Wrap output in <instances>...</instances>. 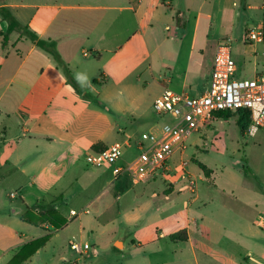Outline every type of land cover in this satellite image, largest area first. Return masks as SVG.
Wrapping results in <instances>:
<instances>
[{
	"label": "crops",
	"instance_id": "crops-1",
	"mask_svg": "<svg viewBox=\"0 0 264 264\" xmlns=\"http://www.w3.org/2000/svg\"><path fill=\"white\" fill-rule=\"evenodd\" d=\"M52 1L26 3L20 0H7L0 2V7H8L19 22L28 25L39 39L54 42L65 65L72 69L71 76L76 82V72L88 67L91 54L98 56L104 51L116 54L114 68H121L123 55H137L139 48L144 47L152 58L162 57L163 64L169 70L172 68L176 70L175 75H170L166 80H158L163 89L162 94L166 90H172L191 96L203 95L209 89L216 52L210 60H206L204 52L212 51L213 45L217 51L223 40L232 41L229 33L233 25L231 8L238 7L236 0H69L72 3L67 4ZM240 1L248 9H261L258 5H247V0ZM63 11H66L64 16ZM251 20L249 21L254 23L253 28L264 25V18L258 20L253 15ZM249 21L245 28L243 47L233 55L237 69L244 68L247 64L253 65L255 77L263 70L264 41L247 44L246 34L248 30L253 29L248 26ZM223 25L228 29V33L219 37L217 30ZM124 26H129L128 30L133 35L126 39L123 47ZM7 29V22L0 20V32L5 34ZM201 30L205 33L199 42ZM138 34L141 38L136 36ZM149 62L151 67L155 66L153 59ZM102 79L105 81L106 76ZM99 81L100 79L88 76L83 85L77 82L76 87L68 81L53 56L31 40L20 39L19 34L14 32L10 36L9 44L3 48L0 37V178L2 183L6 181L15 183V191L19 193L25 211L27 207L32 208L29 200L33 198L35 192L38 195L35 199L36 205H54L61 214L60 207L63 204L61 202L70 200L75 195L70 187H64L69 172L77 169L80 174L89 172L96 174L109 166L93 167L87 163V157H84L87 148L91 147L94 153L114 145L105 142L107 134L101 127L105 118L103 112L89 105L86 91L80 92L84 87L97 84ZM65 115H70L71 118L66 119ZM62 116H65L64 119ZM139 144L136 148L138 151L136 157L141 151ZM94 145H98L96 150L93 149ZM177 155L172 158L175 165L181 158L179 156L178 160L175 159ZM126 162L129 161L124 163ZM109 168L112 169V166ZM194 173L199 175V178L196 177L198 187L195 194L190 192L183 180H179L180 182L175 185L171 184L167 177L164 180L167 194L179 192L188 195L185 202L188 225L171 233L170 239L187 244L197 260L199 249L196 246L204 243L197 239L200 233L199 223L191 214L196 210L200 211L201 205L214 203L215 199L208 188L201 189V185L208 181L211 175H200L201 171ZM158 177L140 184L149 189L156 184ZM79 178H74L69 186L80 183ZM98 181L97 179L96 182ZM210 183L215 185V191L231 197L229 191L217 187L215 180ZM130 185L126 178L115 181L112 174V177L103 183V191L98 197L101 199L96 208L99 214L103 215L115 209L114 204L109 203L106 198L102 200L103 197L111 195L107 191L108 188L114 187L116 199L114 203L118 204L117 214L122 216L121 201L130 191L128 190ZM153 197L152 201L150 199L146 201L145 206L153 210V219L147 224L149 226L158 224L163 220L165 213L170 211L169 200H159L165 203L155 208L159 196L154 193ZM47 199L49 203H43ZM218 206L227 210L225 203ZM71 211L78 214L76 209L71 208L68 213L69 219L74 217ZM229 212L239 220L242 219V215L235 210ZM62 216L67 223L59 230H49L46 224L36 227L22 221L32 228L42 230L43 233L37 234L34 230L28 229L29 232L18 234L14 230V233L8 236L9 249L19 251L30 241L50 235L45 247L36 255L48 244H53L60 250L59 260H66L64 252L70 243L74 242L72 240L75 236L64 234L69 226L68 219ZM141 218L137 207L125 213L121 236L115 242L116 248H125L127 231L139 227ZM246 223L251 224L250 220ZM252 224L264 231V215L258 214ZM81 231L85 229L82 227ZM160 237L165 238L166 235L161 233ZM117 243H121L122 247L119 248ZM210 244L213 248H222L218 244L211 242ZM259 249L260 253L250 251L241 257L234 253L228 255L226 251L222 252L236 264L239 261L253 264L252 261L262 260L264 257V246ZM3 253L0 250V257L4 255Z\"/></svg>",
	"mask_w": 264,
	"mask_h": 264
},
{
	"label": "rangeland",
	"instance_id": "rangeland-1",
	"mask_svg": "<svg viewBox=\"0 0 264 264\" xmlns=\"http://www.w3.org/2000/svg\"><path fill=\"white\" fill-rule=\"evenodd\" d=\"M2 1L7 0H0ZM20 1L26 3L53 2L52 0ZM57 1L65 4L72 3L69 0ZM236 1L238 7H232V2H230L233 25L230 24L232 28L229 33L232 41H229H231L234 55L243 47L245 28L247 22L252 21L251 17L255 15L258 20L264 18L262 9L264 0H247V5H258L261 8L259 10L248 9L240 0ZM62 14L64 16L66 11ZM253 24L250 22L248 26L253 28ZM129 28V26L122 28L123 47L126 39L133 35L128 30ZM227 30L223 25L218 28L217 34L220 37ZM204 33L203 30L199 32V42ZM136 36L141 38L139 34ZM213 47L212 51L204 52L206 60H210L215 55L216 49L214 45ZM115 55L107 51L100 52L98 56L91 54L88 67L76 73L100 79L99 83L90 84L80 92L86 91L89 105L103 112L105 118L101 127L107 134L105 142L109 145L120 146L125 162L136 157L138 153L136 148L143 141L144 133L164 124L174 125L176 123L171 116H160L153 108L155 99L163 92L158 80H166L170 75H175L176 70L173 68L169 70L163 64L162 57L161 59L152 58L144 47L139 48L137 55H123L121 68H114ZM152 59L154 67H151L149 62ZM131 60L133 62H130ZM103 75L106 76L105 81H102ZM236 78L253 79L254 66L247 64L246 67L237 69ZM65 116L66 119L71 118L70 115ZM65 116H62V119ZM239 119L245 125L243 130L239 127ZM248 124L249 118L242 112H232L229 118L217 117L190 137L188 148L184 152L189 169L196 172L201 171L200 175H211L209 180L201 185V189L208 188L212 191V198L215 199L214 203L201 205L200 211L196 210L191 214V217L199 223L200 233L197 239L205 244L196 246L199 249L197 260L187 244L172 241L169 236L188 225L189 218H187L185 209L188 195L179 192L167 194L165 191L167 185L164 180L167 176L161 172L155 181L156 184L149 189H145L143 184L130 185L128 188L130 191L121 201L122 216L117 214L118 204L114 203L116 202L114 187H109L107 191L111 195L103 197L102 200L106 198L109 203L114 204L115 209L100 215L96 210L101 200L98 197L103 191V183L112 177V169L106 166L96 174L92 172L80 174L81 172L77 169L72 170L64 184L65 188L70 187L72 193H75L70 200L61 202L63 204L60 212L68 219L69 226L64 234L75 236L72 241L82 245L83 254L68 246L64 252L66 260L60 261L59 248L48 244L28 264H70L72 261L82 264H236L222 251H226L228 255L234 253L237 257L250 251L260 253L259 247L264 246V231L253 225L252 221L258 214L264 215V131H260L254 137H249L246 135ZM92 152L91 147L87 148L84 157L86 158ZM179 156L177 155L175 159L178 160ZM191 169L193 175L199 178V175ZM76 177L79 178L80 183L69 186ZM97 179L98 182H96ZM213 180L218 184L217 187L229 191L231 197L215 191V185L210 183ZM12 192H16L15 183L11 181L2 183L0 178V250L4 252V255L0 257V264H8L18 252V250L9 249L8 246L9 237L14 230L18 234H25L29 232L28 229L34 230L37 234L43 233L42 230L32 228L22 222L21 213L25 211V207L22 206L19 193L16 192L17 196L12 197ZM154 193L159 196L158 201L155 202V208L165 203L159 200L166 199L171 202L170 211L165 213L163 220L158 224L149 226L147 224L153 219V210L145 206L148 199L151 201L154 199ZM37 196L34 192L33 198L29 200L32 208L36 205ZM48 201L47 199L43 203H49ZM221 203L227 205V210L218 206ZM130 207L132 209L137 207L142 215L141 223L139 227H133L127 231L125 248L117 249L115 242L121 236L125 213L130 211ZM71 208L76 209L79 216L69 219L68 213ZM228 210H235L242 215V219L239 220ZM191 217L190 219H193ZM248 220L251 224L246 223ZM82 227L85 231H81ZM161 233H164L166 237L161 238ZM210 242L222 248H213ZM117 245L119 248L122 247L121 243ZM252 263L264 264V257ZM238 264H245V262L239 261Z\"/></svg>",
	"mask_w": 264,
	"mask_h": 264
},
{
	"label": "built area",
	"instance_id": "built-area-1",
	"mask_svg": "<svg viewBox=\"0 0 264 264\" xmlns=\"http://www.w3.org/2000/svg\"><path fill=\"white\" fill-rule=\"evenodd\" d=\"M264 10V6H263ZM264 41V25L248 30L246 42ZM237 63L233 56L231 41L221 42L213 62L209 89L200 96H191L166 90L153 103L154 111L160 116H171L176 123L164 124L142 135L140 154L132 161L119 164L123 160L120 146L111 145L101 152L87 156V163L93 167L112 166L114 180L126 178L131 185L154 179L164 173L171 184L183 180L191 193L197 192V178L190 172L189 163L184 158L190 137L210 124L217 112L248 110L251 122L246 130L249 137L264 131V66L253 79H237ZM181 158L175 165L172 158ZM16 197V193L11 194ZM73 216L78 214L71 211ZM70 246L82 253L81 244L71 242ZM70 264H81L72 261Z\"/></svg>",
	"mask_w": 264,
	"mask_h": 264
},
{
	"label": "trees",
	"instance_id": "trees-1",
	"mask_svg": "<svg viewBox=\"0 0 264 264\" xmlns=\"http://www.w3.org/2000/svg\"><path fill=\"white\" fill-rule=\"evenodd\" d=\"M0 20L5 21L8 24V29L5 34L0 32V37H2V45L5 48L9 44L10 36L16 32L21 38H27L35 43L38 47L49 53L59 66L63 69L65 76L68 81L74 86H78L77 82L72 78L71 72L62 60L59 52L56 49V44L54 42H49L39 39L38 35L28 26L23 25L13 12L8 7H0ZM232 112H242L245 113L249 118V124L251 122L250 112L248 110H238V111H221L216 113V117L229 118ZM239 127L243 130L245 126L241 119L238 121ZM98 145H94L93 149L96 150ZM101 152V151H100ZM21 220L31 224L36 227H40L44 224L49 226V230H59L64 227L67 223L66 219L58 212L54 205L50 204H38L35 208L27 207L25 213L21 216ZM176 239L175 237H173ZM50 239V235L43 238L35 239L24 245L15 256L11 259L8 264H26L36 255V253L45 247ZM118 249V248H117Z\"/></svg>",
	"mask_w": 264,
	"mask_h": 264
},
{
	"label": "clouds",
	"instance_id": "clouds-1",
	"mask_svg": "<svg viewBox=\"0 0 264 264\" xmlns=\"http://www.w3.org/2000/svg\"><path fill=\"white\" fill-rule=\"evenodd\" d=\"M75 78L78 83H81L83 85V82L87 80V76L83 73H76Z\"/></svg>",
	"mask_w": 264,
	"mask_h": 264
}]
</instances>
